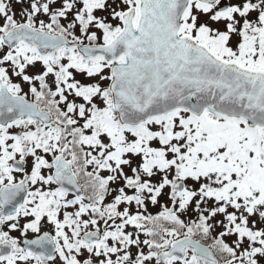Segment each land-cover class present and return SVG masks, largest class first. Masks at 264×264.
<instances>
[{
  "label": "snow or ice",
  "instance_id": "6c2138e0",
  "mask_svg": "<svg viewBox=\"0 0 264 264\" xmlns=\"http://www.w3.org/2000/svg\"><path fill=\"white\" fill-rule=\"evenodd\" d=\"M0 264H264V0H0Z\"/></svg>",
  "mask_w": 264,
  "mask_h": 264
}]
</instances>
